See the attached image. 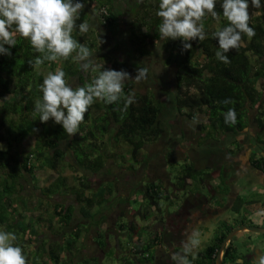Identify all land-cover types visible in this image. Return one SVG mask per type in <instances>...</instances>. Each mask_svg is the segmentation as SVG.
Instances as JSON below:
<instances>
[{
  "label": "trees",
  "instance_id": "trees-1",
  "mask_svg": "<svg viewBox=\"0 0 264 264\" xmlns=\"http://www.w3.org/2000/svg\"><path fill=\"white\" fill-rule=\"evenodd\" d=\"M85 2L89 7L95 6V0H85ZM130 2L140 6L137 11L129 15L118 14L117 10L120 8L113 9V3L112 7L111 5L108 7L105 3L99 2V5L106 6L107 14L102 16L97 11L98 24L111 32L119 27V33L123 35L122 43L129 47L132 58L136 55L134 64L139 66L136 64L137 58L154 54L149 47L150 41L159 37L158 25L161 23V18L156 15L159 0H130ZM221 4L222 0H216L215 11L219 14V19H214L210 15L205 16L203 23L206 39L191 41L192 49L182 51V43L179 39H163L156 45L159 68L153 66L150 75L153 76L154 73L157 75L154 79L160 82L159 92L162 95L156 96L151 86L138 91L132 86L133 80H126L124 95L133 94L135 102L124 111L123 99L111 105L97 100L89 107L77 133L71 136L52 120L41 123L39 117L34 115V102L42 99L40 85L49 71L54 72L58 68L65 72L66 81L70 77L74 78V84H69L73 88L91 82L96 73L84 72L80 64L74 62L71 57L68 60L61 58L56 62L45 61L39 67H32L29 61H34L40 54L34 51L28 39L19 35L16 36L17 45L10 50L11 55L0 54V145H2L0 230L14 232L17 235L16 243L22 247L27 264H58L61 262L59 253L70 251L79 231V225L76 224L71 229V233L67 234L69 238H63L61 242L56 240L50 242L46 238L28 249L30 241L38 237L33 227L34 222L24 219L26 215L32 216L26 211L31 209L30 200L35 186L28 185L27 182L31 183L30 179L34 178L35 167L46 166L55 170L61 160L69 157L71 160L67 166L71 167V170L80 169L82 177H85L83 175L89 172L106 170L107 162H114L117 166L123 167L117 164L115 157L121 149L120 158L123 159V163H127L124 168L132 167V164H129L131 160L137 162L142 159L138 161L141 163L139 165L145 164L149 157L145 146L160 136L164 119L171 118L175 114L185 115L190 120H194L195 117V127L198 129L197 144L208 141V145L211 146L209 143L211 141L220 142L216 146H223L222 151L228 154L230 161H234L240 155L239 150L245 148L243 161L260 170L264 178V156L260 152L264 145V0H261V7L258 9L252 7L249 0V26L254 29L255 35L249 38L242 34L239 47L226 54L230 61L227 64L216 59L218 41L211 35L228 25V21L223 17ZM119 11L121 13V10ZM123 17L127 19L123 21ZM119 19L124 23L123 26L120 25ZM90 33V29L84 34L74 30L72 35L78 42L88 46L91 52H98L99 57L95 63L118 71L129 69L133 63L131 58L127 57V50L119 47V42L114 40L109 47L110 51H103L104 47L95 45L96 40H91ZM119 51H122L123 55H120ZM99 60H102L103 64L99 63ZM170 67L173 69V75L169 80L164 70ZM257 81H259L258 86ZM226 99L232 103L225 104ZM229 108L235 109L234 124L225 123L224 113ZM250 109L254 110L251 117L248 114ZM199 114L201 119H196ZM251 122L254 129L249 133L248 127ZM245 131L248 133L240 138L241 133ZM213 133L214 136L211 138ZM28 135H33V144L29 150H21L20 143ZM245 139H248L247 144L243 142ZM119 146H121L120 150ZM106 147L109 149L105 150ZM141 150L145 153V158L139 157ZM209 150H212V147H209ZM66 163L68 164L67 161ZM182 169L181 179L184 180L186 177L192 180L202 179L203 171L195 168L189 161L184 163ZM57 178L56 182L64 185L63 177ZM56 182L45 190L49 191L54 185L59 187ZM80 183L83 188L88 187L86 182L80 180ZM159 185V180L144 183L143 199L148 197L151 204L158 206L157 200L161 196ZM104 191L101 188L98 194L82 198V207L88 208L94 199H101ZM57 207L58 209L55 210ZM53 209L57 221L61 224L60 233L70 221L71 207L56 204ZM79 210L85 213L82 208ZM242 222L243 219L239 218L223 231L216 233L211 239V244L204 248V253L194 257L195 264H214L219 242L234 225ZM49 225L48 222L47 227ZM168 228L172 226L164 220L162 232L167 231ZM160 235L154 232L152 239L145 243L133 242L130 251L140 253L141 258L146 260L151 257V254L146 252L148 246L154 240L160 241ZM64 243L65 246L60 245ZM42 255H45V258ZM29 259H34L35 262L31 263ZM239 259L233 245L223 248L221 264H238V262L248 264V260L243 256ZM66 261L65 258L62 264H68ZM93 263L97 264V262ZM81 264L90 263L85 260Z\"/></svg>",
  "mask_w": 264,
  "mask_h": 264
},
{
  "label": "crops",
  "instance_id": "crops-1",
  "mask_svg": "<svg viewBox=\"0 0 264 264\" xmlns=\"http://www.w3.org/2000/svg\"><path fill=\"white\" fill-rule=\"evenodd\" d=\"M96 3L97 4H95V6L91 8V10L87 8V4L85 3L86 6L81 12L80 19L79 21H77V24L86 22L89 25V29L91 30V40L95 41L96 35H99L100 40H96L95 45H101V42H103V40L105 39L103 35H105L106 33V35L109 36V31L107 29L104 30V27H101L98 24L99 17L97 16V11L94 10L98 8L100 3ZM90 26L92 28H90ZM94 27L96 28V30L94 29ZM95 32H97V34H95ZM99 32L101 33L99 34ZM72 79L74 80L73 77ZM69 80H67V82ZM74 81H71L72 85L74 84ZM181 142L183 141H180V144L175 146L174 148L170 145H166L165 147H172L173 155L175 153V148L181 149V156H178L177 158H182L183 163L189 161L195 168L207 171L210 166H216L218 162L224 161V166L227 169L224 174L222 173L220 178L216 175V173L203 175L205 179L203 181L199 180V182H197L195 186L193 182L189 183L188 177L184 178L183 185L177 183V189L182 190V194L180 198H178L177 203L173 205L174 209L171 218H168V213H165L166 215L163 217L162 215L158 217L154 215L153 220H151L150 217L147 216L146 221H144V223L142 224V227L152 229V232L147 236V238H142V234L135 231L138 227V224L135 220L137 218H135L134 216H142V211H140L139 209L138 211H134L132 214H130V210L127 204H125V202L117 201V198H126L128 194L127 190L129 191L130 187L128 182L130 183L132 180H137L135 187L138 189V191H136V193L139 192L140 195L143 191V184L149 182L150 180L155 181L156 178L159 180L160 185H163V180H167V173L165 172L162 165L161 168L163 169L162 171H164L165 177L155 176L153 178H149L147 176V178L145 174H142L140 178L134 176L122 177L123 175L127 173L129 174L131 171H134L136 164L134 166L132 165L131 168H124L126 163H124V166L121 167L117 166L114 162H107L105 165L106 170L99 172H89L83 175L86 177L85 178L82 177L80 169L71 170V167L69 168L67 166L70 163L68 162V164H63V168L66 169V172L63 174L58 173L57 171L55 173V176H52L50 174L47 178L42 177L40 179L37 178V175H34V178L30 179L31 183L27 182V184H32L35 187L33 188L34 194H32V199L30 200L31 209L29 211H26L27 214L30 213L32 216L26 215L24 219L26 221L32 220L34 222L33 227L35 228V231H37L36 235H38L36 242L39 243V241H43L46 238H48L50 242L51 240L61 242L63 238L66 237L65 235H62L63 231L69 230V232H71V229H73V227L78 224L79 231L76 240L70 247L69 252L62 251L59 253L61 262H58V264H62L65 258L68 264H81L85 260L90 264H94L93 262H97V264H104L105 260H100V258L102 259L104 256L103 249L107 248V246H110L111 244L109 245V242L104 240L105 245L103 246V249H100L99 245L103 243V241L100 242L103 237L104 239H107L108 235H112L114 237V247L121 248L122 245L120 243V240L117 238V234L119 235L121 230H126V232L131 231V233H128L129 240L131 242L138 241L140 243H145L149 239H152V234L154 232H158L159 234H161L160 241L154 240L146 250V252L151 254L149 250L152 247H156L153 260H140L142 259V255L140 253L132 252L134 254L132 256L134 260H120V262L132 264H175V262L171 259L172 254H183L182 242L186 241L188 236L192 235V233L195 232L198 234L196 238L200 241V243L199 246L193 250L194 255L188 254L190 264H195L194 257L200 256L204 253V248L211 244V239L216 233H218L219 231H223L229 224L239 218H242L235 212H238L239 205L243 204V202L245 201H241V198L238 194V190L241 187L240 185H237V182L235 183L234 178H238V176H244L245 174H248L251 179L260 181L262 183H264V178L257 168H253L249 164H245L242 166V163L244 161L240 163L235 162V160H228V154L223 153L222 151L223 146H209L206 143L197 144L196 141L195 145L191 147V149L192 151H194L195 149V152H197L198 154L194 157H191V154L189 152L191 149L187 144H182ZM209 147H212V150H209ZM260 152L264 156V145ZM162 153L163 151H161V158ZM171 158L174 157L172 156L170 157V159ZM213 161H216L217 163ZM213 163L215 164L212 165ZM57 168L60 169L61 166H57ZM57 168L56 170H58ZM43 170H45V168L41 169V171ZM67 172L69 175L65 176ZM218 173L219 170L217 171V174ZM58 176L63 177L65 186L63 185V187L60 188V186L55 187L54 185V187L52 189L50 188L49 191L45 190V188L48 186L52 187V184L56 182ZM106 179L113 180L110 181L112 184H107V186L110 185L109 188L101 186V181ZM80 180H82V182H86L88 187L83 188ZM186 184L193 185V187L189 190H186ZM101 188L102 190H105L104 193H102V198L94 199L92 205L88 208L82 207V198L98 194V191ZM173 188L175 189L176 187L173 186ZM213 188H218L217 191L220 192V197L211 192ZM77 194H79V196H77ZM56 204L61 206L69 205L71 207L70 221L63 231L60 230V233L59 229L61 224L59 221H57V216L54 215L55 213L53 209ZM154 206L156 208L158 207L156 205ZM79 208H82V211H85V213H81ZM57 209L58 207L55 210ZM120 215H125V217L128 218L127 229L124 227L122 222L117 223V219ZM164 220L169 222L172 228H168L167 231L165 230L162 232V225ZM244 220L245 219H243L242 223L253 224L250 223V221ZM48 222L50 224L49 227H47ZM211 223H213V226ZM115 229L118 230L116 231ZM240 231L248 232L250 230L242 229ZM105 232H107V234ZM235 233H238V231ZM102 234H104V236ZM243 235L244 234L242 233L241 236ZM245 237L246 240L241 241L240 243V245L243 244V246L247 247L245 248V251L237 250L236 244L232 242V236L229 240L225 241L222 250L228 245H233L235 247V254L237 256V259L240 260L239 258L242 257V254H245V258L252 259L248 260V264H251V262L256 261L262 254H264V240H259L258 236L255 233L253 235L246 234ZM242 238L245 239L243 236L239 240H241ZM77 241H79L80 245L78 247H75ZM173 245L177 246L173 247ZM42 254H44V252H42ZM115 254L116 256H118V253L115 252ZM42 257L45 258V255H42ZM78 261L80 262L77 263Z\"/></svg>",
  "mask_w": 264,
  "mask_h": 264
},
{
  "label": "clouds",
  "instance_id": "clouds-1",
  "mask_svg": "<svg viewBox=\"0 0 264 264\" xmlns=\"http://www.w3.org/2000/svg\"><path fill=\"white\" fill-rule=\"evenodd\" d=\"M85 3V0H0V54L10 56L19 35L28 39L34 51L40 54L34 61H29L32 67L71 57L84 72L96 73L91 82L73 88L66 81L65 72L58 68L49 71L40 85L42 99L34 102V115L41 123L52 120L70 136L77 133L89 107L97 100L111 105L123 99L124 111L135 102L133 94L124 95V82L133 79L130 74L123 69H108L95 63L90 58L89 47L73 38L74 30L81 34L89 31L86 22L77 24ZM251 6L260 8L261 0H251ZM215 7L216 0H159L156 15L161 18L158 25L160 38L179 39L182 51L192 49L191 41L206 39L205 16L219 19ZM221 8L228 25L211 35L218 41L216 59L227 64L230 61L226 54L239 47L242 34L251 38L255 31L249 26V0H222ZM147 73V67H137L134 80L145 79ZM224 103L232 101L226 99ZM224 118L225 123L234 124L235 109L229 108ZM193 119L195 121V117ZM197 235L194 232L182 242L183 254H172L175 264H190L188 254L194 255L193 250L200 243ZM17 239L14 232L0 230V264H27ZM255 264H264V254Z\"/></svg>",
  "mask_w": 264,
  "mask_h": 264
},
{
  "label": "rangeland",
  "instance_id": "rangeland-1",
  "mask_svg": "<svg viewBox=\"0 0 264 264\" xmlns=\"http://www.w3.org/2000/svg\"><path fill=\"white\" fill-rule=\"evenodd\" d=\"M96 2H103L106 4V6L112 7V3H113V9H118V7L120 8L119 10H121V13H119L120 11H118V14H133V11H137V9L139 8V5H135V3H131L130 0H95V4H97ZM135 5V6H134ZM86 6V4H85ZM87 8L89 10H91L92 7L87 6ZM94 11H97V9H95ZM116 12V11H115ZM115 15H117L115 13ZM122 19V18H121ZM119 19V23L120 25L123 26V22L125 19H127L126 17H123V19L121 20ZM90 28H92L90 26ZM94 29L96 30V28L94 27ZM104 30H106L105 28H103ZM110 29V28H109ZM108 34L109 36L103 35V37L105 38L103 40V42H101V46L102 48L104 47L103 51L109 50L110 45L113 43L114 40H116V42L120 43L119 47L122 48V50H127V57L131 58V62L133 64H131V66L129 67V69L127 70L128 73L130 74V76L133 79H129V80H133L134 84L132 83V86L135 87L138 91H143L146 88H149L150 86L154 89L155 95H162L161 92H159L160 89V82L158 83L157 79H154L155 76H157L155 73L153 74V76L150 75V72H152L153 70V66H156L157 68H159V58H158V54L156 52V45L158 43H160L161 39L160 36L158 38L152 39V41H150V47L149 49H152L154 54H152L151 56H147V57H141V58H137L136 64H139V66H136L135 60L134 58H132L131 56V52L128 46H125L124 43H122L123 41V35L122 33H119V27L116 29H113L112 32L110 30H108ZM106 32V31H103ZM101 32H99L100 34ZM95 34H97V32H95ZM97 41L100 40L99 35H96L95 38ZM155 49V51H154ZM110 51V50H109ZM122 51H119L120 55L122 54ZM98 52L93 51L92 52V56L90 57L92 60H98ZM129 58V59H130ZM99 63L103 64L102 60L98 61ZM137 67H147L148 68V73L145 79H142L141 81L137 82L134 80L135 76H136V69ZM153 67V68H152ZM172 68H167L164 70V74L165 76L170 80V78H172ZM156 72V71H155ZM162 79V78H161ZM74 81L72 79V77H70V80L68 81V84H71ZM162 81V80H161ZM131 84V82L129 81V85ZM256 85H259V81L256 82ZM166 87V86H165ZM169 88V87H167ZM253 109L249 110V116L251 117V113L253 112ZM196 119H201V115H197ZM253 123L251 122L250 126L248 127V132L251 133V131L254 129L253 127ZM181 134V135H179ZM247 134V132H243L241 133L240 138H243L245 135ZM198 129L195 127V121L194 120H190L189 118H187L185 115L182 114H175L174 116H172L171 118L168 119H164L163 124H162V131L160 133V136L152 141L151 143H149V145L145 146L146 148V152L148 157V160L145 164L139 165L141 163H138V161H141L142 159L137 160V162L131 160L129 161V164H132L133 166L138 163V165H135V170L131 171L129 174H125L122 177H129V176H134V177H141L142 174H145L146 177L148 176L149 178H153L155 176H164V171H162L164 168L165 172L167 173V180H163V185H159L160 188V192L162 193V196H160V198L157 200V205L158 207L156 208L153 204H151L149 202V198L148 197H144V199L142 198L143 195L136 193V191H138V189L135 187V184L137 183V180H132L130 183L128 182V184L130 185L129 187V191L127 190L128 194L126 196V198L124 199L123 197H119L117 198V201H121V202H125V204H127L128 208H129V213L132 214L134 211H138L140 209V211H143L144 213L142 214V216L135 215L134 217L137 218L135 219L138 227L136 228V232L142 234V238H147L148 235H150V233L152 232V229H148L145 227H142V224L144 223V221H146L147 216L150 217L151 220H153V216L156 215V217L158 216H165V213H168L167 215L169 216L168 218H171L172 212H173V205L175 203H177L178 198H180L181 194H182V190H178L177 189V183H179L180 185H183V178L181 179L180 176L183 174V165L184 163L182 162V158H177L178 156H181V149L175 148V153L173 155V148L177 145L180 144V141L182 144L185 143L189 146V148L191 149V147H193L196 143V141L198 140ZM213 135H211L210 137L212 138ZM33 135H28L27 137H25L21 143H20V148L21 150H29L33 144ZM215 138V137H213ZM212 140V139H211ZM210 140V141H211ZM245 144L248 143V139H245L243 141ZM204 143H206L208 145V141H205ZM203 143V144H204ZM211 143V145L216 146V144L220 143L217 141H211L209 142ZM166 145H170L172 147H165ZM121 146L118 147V149L120 150ZM105 150H108L109 147L104 148ZM163 149V150H162ZM161 151H163L162 153V158H161ZM240 155L238 156V158L236 157L234 160L235 162H242L243 158H244V154H245V148H243L242 150L240 149ZM120 152H122V149L120 150ZM120 152H117L115 154L116 160L118 161L117 164H121L124 166V163L122 162L123 159L121 160L120 158ZM191 154V157L196 156L198 153L194 151H192V149L189 151ZM153 153V154H151ZM140 158H145L146 155L145 153L141 150L140 154H139ZM174 157L171 158L170 157ZM151 157V158H150ZM32 158V157H31ZM33 160V158H32ZM70 158L69 157H65L63 160L60 161V164L58 165L59 167L61 166L60 169L58 170H50V168H47L45 166H41V167H35V175H37V178L40 179L42 177H48L50 174L52 176H55V173L58 171V173H65L66 169H64V165L67 162H70ZM128 160H130L128 158ZM127 161V160H126ZM182 162V163H181ZM126 163V162H125ZM127 164V163H126ZM246 163H242V166L245 165ZM42 168H45V170L41 171ZM153 168V169H151ZM242 168V167H241ZM69 175L68 172L65 174V176ZM63 176V175H62ZM147 177V178H148ZM236 178V179H235ZM234 178L235 183L237 182V185H240V189L239 191V196L241 198V201L244 200L245 202H243V204L239 205L238 207V212H235L238 216L242 217L243 219H245L244 221H250V223L253 224H258L259 226H264V183L257 181V180H253L251 179L248 174H245L244 176H238ZM47 180V179H46ZM110 181L113 180H103L101 181V186L102 187H108L107 184L111 183ZM158 179L155 178V182H157ZM251 181V182H250ZM193 182L194 186L196 185L197 182H199V180H192L191 178H189V183ZM250 182V183H249ZM57 183V182H56ZM160 183V182H159ZM112 184V183H111ZM29 185V184H28ZM60 186V188L63 187V184L58 182L57 186ZM128 185V186H129ZM176 187L175 189L173 188ZM193 187V185L190 184H186L185 185V189L189 190ZM219 187V186H218ZM166 192V193H165ZM160 193V194H161ZM165 193V194H164ZM232 213V211H231ZM234 213V215H235ZM156 219V218H155ZM161 219V217H160ZM164 219V218H163ZM122 222L124 227L127 229L128 227V218L125 217V215H120L117 219V223ZM213 226V223H211ZM117 225V224H116ZM140 226V227H139ZM151 228V227H150ZM10 229V228H9ZM116 231L118 229H115ZM71 232H69V230H64L63 231V235H65L67 238L68 235ZM107 234V232H105ZM104 233V234H105ZM128 233H131V231H127L126 230H121V232L119 233V235L117 234V238L120 240V243L122 245L121 248L119 247H114L113 242H114V237L111 235L107 236V239H103L100 241L103 243L99 245L100 249H103L104 244V240L109 242L110 246H107V248H104V256L103 258L100 260H105L104 264H132V263H121L120 260H134L133 259V253L129 250L132 243L129 238H128ZM244 234V238L245 239H241L239 240L241 237V234ZM256 234L259 238V240H264V232H256V231H248V232H243V231H238V233H234L232 235V242L236 244V248L237 250L240 251H245V248H247L246 246L240 245L241 241L246 240V234ZM104 234H102L104 236ZM113 234V233H112ZM130 237V235H129ZM69 238V237H68ZM36 243V240H34V238L30 241L29 245H28V249L34 247V244ZM55 243V242H54ZM65 246L64 244H60ZM80 245L79 241L76 242L75 247H78ZM177 246V245H176ZM175 245H173V247H176ZM167 248V246H166ZM155 249L156 247H152L149 252L152 254V257H148L146 260H153V256L155 254ZM66 250V249H65ZM40 253L42 251H39ZM116 253H118V256H116ZM163 252V250H162ZM34 253V252H33ZM32 253V254H33ZM65 260V259H64ZM140 260H144V259H140ZM29 261L35 262L34 259H29ZM38 262V260H36ZM80 261H78L77 263H79ZM120 262V263H119ZM141 262V261H140ZM254 262H251V264H254Z\"/></svg>",
  "mask_w": 264,
  "mask_h": 264
},
{
  "label": "water",
  "instance_id": "water-1",
  "mask_svg": "<svg viewBox=\"0 0 264 264\" xmlns=\"http://www.w3.org/2000/svg\"><path fill=\"white\" fill-rule=\"evenodd\" d=\"M242 229L245 230H250V231H256V232H264V227L263 226H259V225H253V224H245V223H241L238 224L234 227H232L221 239V241L219 242V245L217 247L216 253H215V258H214V264H221V260H220V253L222 250V247L225 243V241L229 240L230 237L237 231H240Z\"/></svg>",
  "mask_w": 264,
  "mask_h": 264
},
{
  "label": "flooded vegetation",
  "instance_id": "flooded-vegetation-1",
  "mask_svg": "<svg viewBox=\"0 0 264 264\" xmlns=\"http://www.w3.org/2000/svg\"><path fill=\"white\" fill-rule=\"evenodd\" d=\"M213 162H216V161H213ZM217 163V162H216ZM215 163H213L212 165H214ZM249 164V163H248ZM225 165V163H224V161L223 162H218L217 163V165L216 166H210V168L207 170V171H204V170H202L203 171V175H205V174H214V173H216V175L217 176H219V178L221 177V175H222V173L224 174L225 173V171H226V167L224 166ZM250 165V164H249ZM251 166V165H250ZM251 167H253V166H251ZM236 168V167H235ZM253 168H255V167H253ZM219 170V173L217 174V171ZM260 171V170H259ZM211 172V173H210ZM261 172V171H260ZM202 175V179H200V180H204L205 179V177ZM201 181V182H202ZM218 190V188H213L212 189V193H214L215 195H217L218 197H220V192H218L217 191ZM242 256L244 257V259L245 260H252V259H247V258H245V254H242Z\"/></svg>",
  "mask_w": 264,
  "mask_h": 264
},
{
  "label": "built area",
  "instance_id": "built-area-1",
  "mask_svg": "<svg viewBox=\"0 0 264 264\" xmlns=\"http://www.w3.org/2000/svg\"><path fill=\"white\" fill-rule=\"evenodd\" d=\"M97 11L100 12L102 16H105L107 14L105 5H99Z\"/></svg>",
  "mask_w": 264,
  "mask_h": 264
}]
</instances>
